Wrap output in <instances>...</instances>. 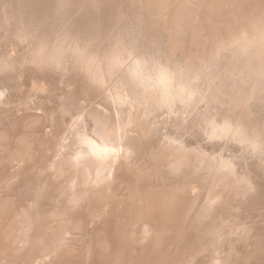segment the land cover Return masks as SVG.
Masks as SVG:
<instances>
[{"label":"bare ground","instance_id":"6f19581e","mask_svg":"<svg viewBox=\"0 0 264 264\" xmlns=\"http://www.w3.org/2000/svg\"><path fill=\"white\" fill-rule=\"evenodd\" d=\"M0 264H264V0H0Z\"/></svg>","mask_w":264,"mask_h":264}]
</instances>
